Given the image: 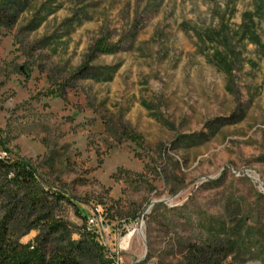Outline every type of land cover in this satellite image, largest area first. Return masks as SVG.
Wrapping results in <instances>:
<instances>
[{
	"label": "rangeland",
	"instance_id": "374dc122",
	"mask_svg": "<svg viewBox=\"0 0 264 264\" xmlns=\"http://www.w3.org/2000/svg\"><path fill=\"white\" fill-rule=\"evenodd\" d=\"M0 159L21 243L36 192L79 264H264V0H0Z\"/></svg>",
	"mask_w": 264,
	"mask_h": 264
},
{
	"label": "trees",
	"instance_id": "16d2710c",
	"mask_svg": "<svg viewBox=\"0 0 264 264\" xmlns=\"http://www.w3.org/2000/svg\"><path fill=\"white\" fill-rule=\"evenodd\" d=\"M119 51L117 45H110L105 38L96 41L87 56V63L83 64L78 76L90 69V63L96 59L99 53L114 54ZM137 137V136H135ZM0 170L6 175H12V179L21 182H32L34 174L26 161H14L8 163L0 159ZM30 205L36 208L39 215L36 217L38 223L47 229L44 237H37L35 241L21 243L14 239L10 230V223L15 218L14 211H9L0 220V264H79L75 251L54 250L49 247L48 235L65 229V224L53 216L45 215V200L36 192L28 199ZM35 227V226H33ZM32 227V228H33Z\"/></svg>",
	"mask_w": 264,
	"mask_h": 264
}]
</instances>
